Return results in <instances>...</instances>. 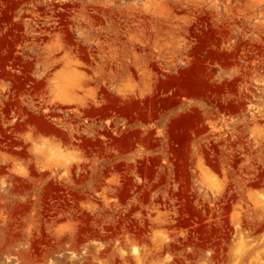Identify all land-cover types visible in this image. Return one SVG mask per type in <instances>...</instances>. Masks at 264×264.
<instances>
[{"label":"rangeland","instance_id":"374dc122","mask_svg":"<svg viewBox=\"0 0 264 264\" xmlns=\"http://www.w3.org/2000/svg\"><path fill=\"white\" fill-rule=\"evenodd\" d=\"M0 264H264V0H0Z\"/></svg>","mask_w":264,"mask_h":264}]
</instances>
